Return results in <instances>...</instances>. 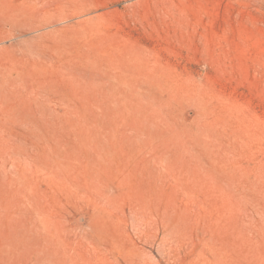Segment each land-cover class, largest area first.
Masks as SVG:
<instances>
[{"label": "rangeland", "instance_id": "obj_1", "mask_svg": "<svg viewBox=\"0 0 264 264\" xmlns=\"http://www.w3.org/2000/svg\"><path fill=\"white\" fill-rule=\"evenodd\" d=\"M0 264H264V0H0Z\"/></svg>", "mask_w": 264, "mask_h": 264}]
</instances>
